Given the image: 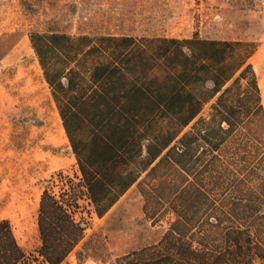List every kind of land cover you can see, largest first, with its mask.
I'll return each instance as SVG.
<instances>
[{"label": "trees", "instance_id": "obj_1", "mask_svg": "<svg viewBox=\"0 0 264 264\" xmlns=\"http://www.w3.org/2000/svg\"><path fill=\"white\" fill-rule=\"evenodd\" d=\"M29 43L75 160L77 188L96 216L136 185L148 220L173 217L157 243L113 264H264L255 229L264 216L245 218L249 205L214 193L264 146V111L247 64L253 46L58 32L32 33ZM208 104L207 117L183 133ZM74 200L42 193L40 264H61L83 239ZM0 264H31L7 220Z\"/></svg>", "mask_w": 264, "mask_h": 264}, {"label": "rangeland", "instance_id": "obj_2", "mask_svg": "<svg viewBox=\"0 0 264 264\" xmlns=\"http://www.w3.org/2000/svg\"><path fill=\"white\" fill-rule=\"evenodd\" d=\"M47 32L178 40L198 36L242 42L254 47L247 64L257 86L259 82L264 86V0H0V74L12 60L13 49L23 45L19 62L32 65L38 79L37 92L29 93L18 107L4 99L7 86L0 77V221H9L30 263L40 264V197L45 190L56 198L63 192L72 194L76 205L72 203L71 211L84 228L83 239L61 264H113L121 256L157 243L173 217L167 215L157 223L148 220L136 185L103 217L96 216L77 188L75 160L29 43L30 34ZM258 89L264 111L262 89ZM209 107L205 106L183 133L198 118L207 117ZM35 147L50 153L55 164L33 166ZM249 159L238 167L239 175H229L223 190L214 193L216 197L225 194L228 203L244 202L249 205L245 218H257L264 216V146L254 150ZM235 169L230 166V171ZM246 171L250 173L245 176ZM257 225L256 238L264 248V219Z\"/></svg>", "mask_w": 264, "mask_h": 264}, {"label": "bare ground", "instance_id": "obj_3", "mask_svg": "<svg viewBox=\"0 0 264 264\" xmlns=\"http://www.w3.org/2000/svg\"><path fill=\"white\" fill-rule=\"evenodd\" d=\"M24 51L25 48L23 45H17L12 51V60L4 67V73L0 74L5 86H7V89L4 91V99L7 100L9 104H14L18 107H22L23 104L21 100L27 98L29 93H36L38 90V79L35 68L32 65H28L27 62H19V56H21ZM258 86L262 89V95L264 97L263 84L259 82ZM60 129L61 133L65 136L63 128L61 127ZM32 152L33 166L43 167L45 165L55 164L50 153H44L41 147H35Z\"/></svg>", "mask_w": 264, "mask_h": 264}, {"label": "crops", "instance_id": "obj_4", "mask_svg": "<svg viewBox=\"0 0 264 264\" xmlns=\"http://www.w3.org/2000/svg\"><path fill=\"white\" fill-rule=\"evenodd\" d=\"M111 36H113V35H111ZM129 37H135V36H129ZM155 37V36H154Z\"/></svg>", "mask_w": 264, "mask_h": 264}]
</instances>
